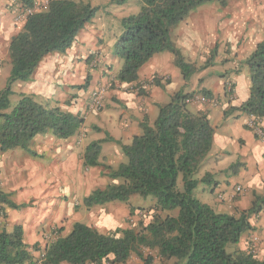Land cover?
<instances>
[{
    "label": "trees",
    "instance_id": "1",
    "mask_svg": "<svg viewBox=\"0 0 264 264\" xmlns=\"http://www.w3.org/2000/svg\"><path fill=\"white\" fill-rule=\"evenodd\" d=\"M127 1L111 0L118 4ZM141 1L138 13L121 20L123 30L115 44V54L122 64L115 79L129 85L138 83L142 67L166 51L174 54L175 64L183 77L189 79L197 65L186 61L173 40L172 28L194 8L208 2L226 6L230 0ZM23 2L34 5V0ZM98 10L99 7L83 0H50L46 8L31 14L12 37L11 72L6 87L0 91V118L3 119L0 151L21 148L34 153L30 146L40 134L50 132L67 139L79 133L85 123L82 113L43 104L31 95H22L8 111L12 84L30 80L48 54L66 53ZM247 64L250 95L234 110L264 120V40L248 57ZM194 93L178 91L167 103L158 105L153 121L144 117L140 122L141 132L129 144L121 143L127 161L117 167L101 162L103 141H93L85 149L83 165L88 168L103 165L115 182L93 190L84 197L83 205L93 208L109 202L129 203L135 194L152 196L156 199V213L151 220L107 233L80 221L73 224L68 234H62L63 228H60L56 238L44 248L43 264H104V261L126 264L133 254L144 264H156L153 256L144 254V249L157 251L164 261L176 259L175 264H264V259L258 258L252 249L227 250L228 244L239 243L243 234L253 229L250 219L264 210V194L254 192L250 208L237 213L219 212L195 196L200 182L214 180L211 172L201 177L197 174L212 150L215 128L206 112L189 108L186 99ZM202 93L211 96L208 89ZM238 168V163L230 166L233 173ZM180 175L183 189L178 188ZM6 207L19 208V205L4 190L0 180V264H33L32 248L41 247L26 241L22 224L15 225L11 231L7 229L1 221L6 217ZM174 210H178L176 215H162Z\"/></svg>",
    "mask_w": 264,
    "mask_h": 264
},
{
    "label": "crops",
    "instance_id": "2",
    "mask_svg": "<svg viewBox=\"0 0 264 264\" xmlns=\"http://www.w3.org/2000/svg\"><path fill=\"white\" fill-rule=\"evenodd\" d=\"M12 2L0 0V77L3 80L0 91L6 87L11 72L9 44L21 28L15 25L11 12ZM218 7L223 6L216 3L212 6V13H199L194 21L187 19L189 17L184 19L178 25L181 41L178 42L175 36H172L173 40L186 59H192L194 52L199 54L202 47L208 53L212 52L207 44L215 48L221 42L231 40H234V48L245 46L244 53L228 49V54L220 60L221 63L229 61L228 66L217 70L206 67L215 65L218 57L210 61L205 59L204 54L198 55L200 60L193 61L198 64L197 70L191 76L198 75L200 71L202 73L193 81L195 86L191 84V76L190 79L183 77L175 64L174 54L169 51L155 55L140 70L139 82H142V78L153 76L159 79L158 83L156 79L144 82V89L139 91L134 88V83L129 85L117 81L115 77L122 63L107 48L109 43H105L104 37L100 36L102 28L98 27L94 19L79 32L66 53L48 54L30 80H18L12 84L11 96H18L19 100L22 95H31L38 102L59 106L74 114L87 110L94 88L99 85L110 87L103 108L99 112L90 113L75 136L63 139L49 132L38 135L32 141L30 147L34 153L21 148L0 151V159L8 161L17 155L21 156L14 158L11 164L17 172H25L23 178L15 174L16 178L4 187L11 199L19 205V208L6 207V217L1 221L8 230L22 224L28 243L47 244L44 230H49L53 222L60 223L62 234H68L78 221L104 233L113 226L122 227L130 212L126 203L109 202L93 208L83 205L84 197L110 184L107 181L110 174L103 170L99 171V177L88 172L81 175L85 149L93 141H103L100 160L117 167L116 161L123 159L121 143L129 144L141 132L140 122L144 117L156 118L158 105L167 103L178 91H211L212 103L194 106L195 112L202 110L208 114L215 128L206 171L199 174H213L214 180L209 185L214 197L204 194L209 197L208 201L199 199L219 212L237 213L250 208L254 192L264 194V137L256 135L252 129L250 116L234 110L250 95L247 59L258 43L264 40V34L257 30L260 25L249 27L239 12L228 18ZM121 31L117 32L115 39L119 38ZM204 37H208V40ZM96 56H99L100 63L93 66L91 60ZM87 79H90L89 82ZM257 122L264 129V120ZM85 128L86 134L83 143H80ZM235 163L240 164L238 172L231 173L229 167ZM77 199L80 200L77 202ZM22 204L25 206L20 207ZM250 221L253 229L244 233L231 251L252 249L258 258L264 259V210L253 215ZM28 229L34 234H29ZM104 264L108 262L104 261Z\"/></svg>",
    "mask_w": 264,
    "mask_h": 264
},
{
    "label": "rangeland",
    "instance_id": "3",
    "mask_svg": "<svg viewBox=\"0 0 264 264\" xmlns=\"http://www.w3.org/2000/svg\"><path fill=\"white\" fill-rule=\"evenodd\" d=\"M83 1H86V0H83ZM88 1L91 2L94 6L99 7V10L95 15L94 20H95L96 24L98 25V27H100V29L102 28V30L100 31V36L104 37L105 43H107V44L109 43L108 44L109 46H107V48L108 49L110 48L112 54L114 56H116L115 44H116V41L118 39H115V37H116L117 32H120L121 30H123V26H122V22H121L122 19H119V17L120 16H128L130 14L138 13L141 10L142 1L141 0H128L124 4L113 3V2H109L108 0H88ZM216 3L217 2H208V3H205V4H203L197 8H194L190 12V14L188 16L189 18H187V19L194 21L196 19V17L199 15V13H212L213 12L212 6L216 5ZM218 8L219 9L221 8L220 11H224L223 13H225L226 17H228V18L230 16H232L235 12H239L241 19L244 22H247L249 27L251 26L253 28V27L260 25L259 28H257V30H261L264 34V0H230V2L226 6L218 7ZM238 27H239V25H238ZM100 29H98V30H100ZM179 29H180L179 26L176 25L172 28V32H171V35L175 36L177 38L178 42L181 41L180 40L181 33H180ZM204 38L206 40H208V37H204ZM207 48H210V50H213V51L208 53L207 50L203 49V47H202L199 54L194 52L193 57H191L192 59H186V61H188V62H193L194 60L199 61L200 59L198 58V55L202 56L203 54H204V57L206 60L207 59L211 60V58H213V57L216 59V57H218V60H216L217 63L215 65H212V66L206 67V68H209L210 70L223 69L224 67L228 66L229 61L221 63L220 60L228 54L227 50L231 49L232 51H236V52H239L240 54H242V53H244L245 46L242 45V46H237L236 48H234V40H231L230 42H227V41L221 42L215 48H211V46L209 44H207ZM202 52H204V53H202ZM96 57L99 58V56H96ZM96 57H94V58H96ZM94 58L92 60H94ZM195 64L198 66L197 63H195ZM4 70H5V67L3 69V72H4ZM201 73H202V71H200L198 73V75L191 76V79L189 78L191 80V84L193 83V81L195 79H198V77L200 76ZM154 79L155 78H153V76L150 78H148V77L142 78L141 79L142 82H138V83L134 84V88H138V90L141 91L144 89L143 88L144 86L142 87L144 82L148 83L149 81H153ZM2 82H3V80H2V76H1L0 77V86H1ZM196 85L199 86L198 84H196ZM106 86H107L106 88L108 90L110 86L109 85H106ZM193 86H195V85H193ZM204 86H207V85H204ZM3 87H4V85H2V88ZM197 94L204 95L201 91L197 92ZM18 102H19L18 96H11V106H10V109L8 111H10L12 108H14ZM208 104L209 103L201 104V105H208ZM195 105H199V104H193V105L189 104V108L191 110L195 111V107H194ZM97 112H99V111H97ZM82 114L86 115V118H87L90 113H88L87 111H84ZM154 119L155 118L150 119V120L153 121ZM2 120L3 119L0 118V123L2 122ZM82 131H83L82 133L80 132L81 133L80 141H79L80 143L81 142L83 143L82 140H83L84 135L86 134V128L83 129ZM122 154H123V159L119 162L116 161L115 166H118V164H120V162H122V161L123 162L127 161V156L124 154L123 151H122ZM14 158L15 159L21 158V156L17 155ZM14 158H10L9 159L10 162L8 161V159H5V158L0 159V180H1V184H2L3 188L9 182L13 181V179L16 178L15 174H19L18 178H23L22 174H25V172H23L22 170H20V171L18 170L19 172H17L15 170V168L12 166L11 161L14 160ZM7 161H8V163H7ZM105 162L106 161H104V163L103 162L102 163L106 164ZM207 164L208 163H206V162L203 164L200 172H204V170L206 171L205 167L207 168ZM81 170H82L81 175L88 172V173H92V174L98 176L100 170H103L104 172L109 173L108 170L103 165L91 167L88 169L84 165H82ZM229 171L231 173H233L232 170L230 169V167H229ZM197 176H199V175L197 174ZM215 177H216V174L214 175V178ZM107 181L110 183L115 182V180H113V177H111L110 175L107 176ZM178 188L183 189V181H182L181 175L178 178ZM85 191H86V189H85ZM204 194L207 196L212 195V197H214V195L210 191L209 181L200 182L198 187L195 189V196L196 197L201 198L202 200L208 201L209 197L204 196ZM79 200L80 199H77V202ZM155 203H156V199L152 196L143 197L139 194L133 195L130 199V202L126 203L127 205L125 204L129 208L130 212L128 213L126 220H124L123 226L119 227V228L136 227V226H138V224H140L139 223L140 221H145V223H147L149 220H151L152 215L154 213H156V211L154 209ZM177 211L178 210L166 211L165 213H162V215L166 216L168 213H172V214L176 215ZM217 211H219V210H217ZM55 221H57V220H55ZM59 227H60L59 222H53V223H51L49 230L48 229L44 230V232L46 231V235H44V239L46 240L45 241L46 243H47V241L52 240V238L56 235V232L59 229ZM116 228H118V227H116ZM116 228L113 226L111 229L107 230L106 232L114 231ZM28 233L34 234V232L31 229H28ZM35 243L38 244L37 247H41V248L40 249L35 248V247L32 248V252L34 255L33 264L41 262L42 253H43L44 248L46 246V244H44V242H35ZM35 243H29V244L33 245ZM234 245L235 244H228L227 250L231 251L233 249ZM144 254L146 256H148V255L153 256L156 264H175V262H176V259H171L168 261L162 260L161 257L158 255V252L155 250L144 249ZM126 264H144V263L136 254H133V256L130 258V260Z\"/></svg>",
    "mask_w": 264,
    "mask_h": 264
},
{
    "label": "built area",
    "instance_id": "4",
    "mask_svg": "<svg viewBox=\"0 0 264 264\" xmlns=\"http://www.w3.org/2000/svg\"><path fill=\"white\" fill-rule=\"evenodd\" d=\"M49 1L50 0L35 1L33 6H28L21 0H13L11 12L14 16L15 25L23 26L27 18L31 14L46 8ZM99 61L100 59L96 57L94 58V60H92L91 64L93 66H97L99 64ZM106 87H107L106 85H99L92 90L90 101L86 110L88 113L97 112L103 108L104 100L107 92ZM186 101L190 104H206V103H210L211 99H209L204 95L193 94L190 97H188ZM84 117H86V115H84ZM250 117H251L250 125L252 129L255 131L256 135L260 137H264V129L258 124L257 118L255 116H250ZM57 235H58V230L56 232V235L52 239H55ZM43 257H44V253H42L41 262L35 264H41L43 262Z\"/></svg>",
    "mask_w": 264,
    "mask_h": 264
},
{
    "label": "clouds",
    "instance_id": "5",
    "mask_svg": "<svg viewBox=\"0 0 264 264\" xmlns=\"http://www.w3.org/2000/svg\"><path fill=\"white\" fill-rule=\"evenodd\" d=\"M19 26V25H18ZM20 27H22V26H20ZM98 66V65H97ZM194 94H197V92H195ZM204 96H206V95H204ZM206 97H208V96H206ZM209 99H211L210 97H208ZM212 103V102H211ZM190 104V103H189ZM100 111V110H99ZM91 113H94V112H91ZM86 118V117H85Z\"/></svg>",
    "mask_w": 264,
    "mask_h": 264
}]
</instances>
